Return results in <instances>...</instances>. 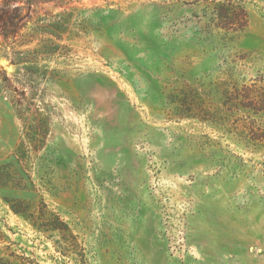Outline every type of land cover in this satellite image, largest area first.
Returning a JSON list of instances; mask_svg holds the SVG:
<instances>
[{
	"label": "rangeland",
	"instance_id": "1",
	"mask_svg": "<svg viewBox=\"0 0 264 264\" xmlns=\"http://www.w3.org/2000/svg\"><path fill=\"white\" fill-rule=\"evenodd\" d=\"M220 2L238 17L224 24ZM11 6L24 19L0 34V164L19 154L73 236L0 195L3 244L33 264H264V150L234 128L261 116L235 105L264 89V0Z\"/></svg>",
	"mask_w": 264,
	"mask_h": 264
},
{
	"label": "trees",
	"instance_id": "2",
	"mask_svg": "<svg viewBox=\"0 0 264 264\" xmlns=\"http://www.w3.org/2000/svg\"><path fill=\"white\" fill-rule=\"evenodd\" d=\"M243 13L244 22H247L248 15L244 6L238 4ZM219 18L229 23L238 17L237 5L225 6L223 2L219 3ZM22 7L11 6V0H0V34L9 37L17 33L19 22L23 20L21 15ZM244 26V24H241ZM239 28H232L238 30ZM246 92L249 95L248 102L241 100L235 107L238 110H257L260 113V120H253L251 123H237L234 128L238 133L240 140L246 145H253L255 148L264 150V89L257 90L255 86H247ZM231 96V91L227 90L226 96ZM225 96V97H226ZM232 99V98H231ZM233 99L231 102L233 103ZM240 104H243L240 106ZM223 121V120H222ZM227 120H225L226 122ZM224 124V122H223ZM225 125V124H224ZM21 156L14 154L11 158L0 164V195L10 209L17 215L23 217L37 231L48 234L53 237L55 234L73 236V232L67 222L61 216L50 209L41 198L39 202L35 201L37 189L29 171H26L21 165ZM18 166V167H17ZM4 234L0 231V264H33L34 261L24 252H18L12 245L13 242L5 245Z\"/></svg>",
	"mask_w": 264,
	"mask_h": 264
}]
</instances>
